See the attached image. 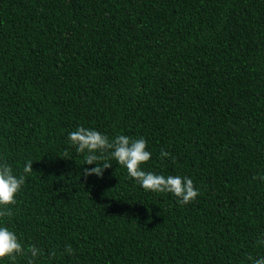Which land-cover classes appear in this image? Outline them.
<instances>
[{
    "label": "trees",
    "instance_id": "1",
    "mask_svg": "<svg viewBox=\"0 0 264 264\" xmlns=\"http://www.w3.org/2000/svg\"><path fill=\"white\" fill-rule=\"evenodd\" d=\"M79 124L145 138V170L186 175L199 195L145 191L114 160L84 176L95 165L67 140ZM0 157L17 173L33 161L5 219L37 264H252L264 0H0Z\"/></svg>",
    "mask_w": 264,
    "mask_h": 264
},
{
    "label": "clouds",
    "instance_id": "2",
    "mask_svg": "<svg viewBox=\"0 0 264 264\" xmlns=\"http://www.w3.org/2000/svg\"><path fill=\"white\" fill-rule=\"evenodd\" d=\"M67 140L77 153L83 154L84 164L95 165L84 168V176L94 174L102 178L104 170L110 168L111 161L114 160L126 169V178L132 179L145 191L170 193L180 204H188L199 195V188L195 187L193 180L186 175H164L145 170L144 166L152 157V152L147 148L148 142L143 137L133 138L118 134L110 138L104 132L79 124L75 130L68 132ZM159 156L165 159L170 153L161 149ZM32 164L31 159L26 160L22 172L17 173L5 158L0 157V264H4L5 259L14 262L21 256L26 258L27 264H37L42 256L41 249L35 244L26 248L5 219L13 215L11 206L16 204L17 195L27 176L33 171ZM260 179L264 181V176H260ZM64 251L69 256L74 254L71 245ZM252 264H264V256L253 259Z\"/></svg>",
    "mask_w": 264,
    "mask_h": 264
}]
</instances>
